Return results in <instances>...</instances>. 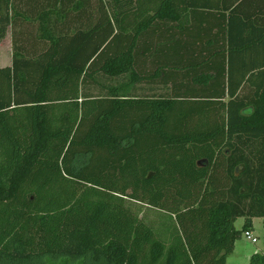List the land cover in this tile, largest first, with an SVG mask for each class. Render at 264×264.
Returning <instances> with one entry per match:
<instances>
[{
  "label": "trees",
  "instance_id": "trees-1",
  "mask_svg": "<svg viewBox=\"0 0 264 264\" xmlns=\"http://www.w3.org/2000/svg\"><path fill=\"white\" fill-rule=\"evenodd\" d=\"M21 7L43 44L0 67V264H226L264 220V0H0V42Z\"/></svg>",
  "mask_w": 264,
  "mask_h": 264
},
{
  "label": "crops",
  "instance_id": "crops-1",
  "mask_svg": "<svg viewBox=\"0 0 264 264\" xmlns=\"http://www.w3.org/2000/svg\"><path fill=\"white\" fill-rule=\"evenodd\" d=\"M16 11L22 15L23 17H15V25L12 27L8 28L10 37H11V42H13V40L16 41V44H22L23 46L26 45V43H23L26 38H27V34L26 32L22 29V27H24L25 25H31L28 22V8L27 7H21L20 9L16 8ZM143 13L145 15L147 14H152L154 13V11L152 9H147V8H133L131 10L127 9L126 10V14L129 15V19L131 21V23L133 24H140V23H144L146 21V17L145 18H134L133 16L136 13ZM75 17H72L74 19H72V17H69L68 19L64 20V24L67 23L68 26L72 27L73 30H89L91 31L92 28L94 26L97 25L98 23V14H99V9L94 5V6H86V7H81L76 9V11H74L72 13ZM154 25H160V22H153V20H151V26H152V30L154 29ZM169 31H170V38L171 40H173V21H171L169 24ZM7 35V34H6ZM25 37V38H24ZM21 38V39H20ZM7 39V37L5 36L4 40L2 42H4ZM151 41H155V38L153 36L150 37ZM20 43H17V42ZM2 42H0V45L2 44ZM12 45V43H11ZM154 46H152L153 48ZM152 48L150 52H145V56L144 58H142L144 61H146V63H150V62H155V57L153 56L152 53ZM12 54H13V48H12ZM12 54H11V60H12ZM10 59V58H9ZM171 64L173 63V56L171 55V60H170ZM11 64V62H10ZM9 65H1L0 67L3 68L10 66ZM144 69V68H143ZM147 71H151L152 72V68L149 65L145 66V69ZM122 86L126 85V81H124L122 79ZM91 88V92H95V86H90ZM137 90L138 93H143L144 95H154L157 92H169L170 94H173V84L169 85V88L167 87H162L160 85H157L156 81H150L147 79L142 80V82H140V84H137ZM126 88V87H124ZM125 92V90H123Z\"/></svg>",
  "mask_w": 264,
  "mask_h": 264
},
{
  "label": "rangeland",
  "instance_id": "rangeland-1",
  "mask_svg": "<svg viewBox=\"0 0 264 264\" xmlns=\"http://www.w3.org/2000/svg\"><path fill=\"white\" fill-rule=\"evenodd\" d=\"M25 25L22 29L26 32L27 38L23 43L27 45H32L36 47V49H40L42 47L43 41L38 39V36L41 34L38 32L35 26ZM7 39L2 42L0 45V64L1 65H9L11 62V54H12V45H11V37L9 31H7L6 35ZM25 38V37H24ZM21 39V38H20ZM17 43H20L19 41ZM10 58V59H9ZM5 67V66H4ZM244 220L243 218H238L234 223V228L237 231H240L243 227ZM257 238L258 242L253 244L245 239L243 235L234 243V248L231 254L226 259V264H249L250 257L256 253L264 252V220L261 218H254L252 220V231ZM52 264H59L60 260H48ZM43 264H47L45 261ZM41 262L33 261L31 263H23V264H42ZM49 264V263H48ZM73 264V263H68ZM75 264V263H74ZM87 264V263H86Z\"/></svg>",
  "mask_w": 264,
  "mask_h": 264
},
{
  "label": "built area",
  "instance_id": "built-area-1",
  "mask_svg": "<svg viewBox=\"0 0 264 264\" xmlns=\"http://www.w3.org/2000/svg\"><path fill=\"white\" fill-rule=\"evenodd\" d=\"M242 235L245 237V239L247 241H249L253 244H256L258 242V238L251 231H245ZM256 254H258V253H256Z\"/></svg>",
  "mask_w": 264,
  "mask_h": 264
}]
</instances>
